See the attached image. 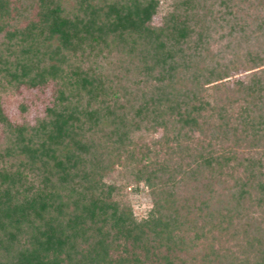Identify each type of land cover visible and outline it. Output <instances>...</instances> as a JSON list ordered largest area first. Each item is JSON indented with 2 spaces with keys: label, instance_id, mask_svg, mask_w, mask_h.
I'll return each instance as SVG.
<instances>
[{
  "label": "trees",
  "instance_id": "obj_1",
  "mask_svg": "<svg viewBox=\"0 0 264 264\" xmlns=\"http://www.w3.org/2000/svg\"><path fill=\"white\" fill-rule=\"evenodd\" d=\"M247 1L0 0V264H264L261 165L224 145L239 127L264 141V70L228 87L230 66L207 58ZM50 83L43 116L9 118L5 91ZM155 128L162 159L135 143ZM125 154L144 218L106 180Z\"/></svg>",
  "mask_w": 264,
  "mask_h": 264
},
{
  "label": "rangeland",
  "instance_id": "obj_2",
  "mask_svg": "<svg viewBox=\"0 0 264 264\" xmlns=\"http://www.w3.org/2000/svg\"><path fill=\"white\" fill-rule=\"evenodd\" d=\"M237 21L232 24L221 23L214 27L209 33V53L208 57H216L219 62L228 64V77L217 82L233 86L235 81H246L253 73H259L264 70V66L252 68L249 62L250 54L263 53L264 51V4H256V1H247L246 4L234 8ZM162 12V11H161ZM21 21L20 25H23ZM161 14L153 17V24L160 25ZM236 23V24H235ZM213 61V59H211ZM55 93V85L48 84L45 87L29 89L21 86L18 90H7L2 95L3 108L9 118L15 123L27 121L33 124L35 120L44 114V108L49 105ZM225 97V92H222ZM232 104L226 107L231 122L235 123L241 108L244 107L241 96L235 95L229 99ZM21 105L24 109H21ZM218 111L212 112L213 119L217 117ZM212 119V121H213ZM240 130H242L239 127ZM237 133L238 140L233 141L230 138L224 145L235 143L236 162L247 163L248 159H254L261 165V171L264 175V141L252 142L249 138H243L241 131ZM163 131L161 128L151 130H142L135 137L137 148L143 145L150 147V153H159L158 157H166L168 148L154 146L160 140ZM239 134V135H238ZM198 135V132L195 133ZM172 133H170V138ZM3 132L0 127V142L3 141ZM257 145V146H256ZM132 160L125 154L121 164H116L113 171L107 177L108 183H114L119 187V198L130 205L133 214L138 218L147 216L152 208V200L149 189L142 182H136L133 177ZM255 209V208H254Z\"/></svg>",
  "mask_w": 264,
  "mask_h": 264
}]
</instances>
